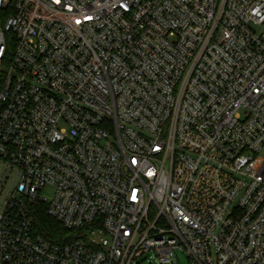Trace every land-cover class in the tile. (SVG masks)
Masks as SVG:
<instances>
[{
	"label": "built area",
	"instance_id": "built-area-1",
	"mask_svg": "<svg viewBox=\"0 0 264 264\" xmlns=\"http://www.w3.org/2000/svg\"><path fill=\"white\" fill-rule=\"evenodd\" d=\"M263 148L264 0H0V264H264Z\"/></svg>",
	"mask_w": 264,
	"mask_h": 264
},
{
	"label": "trees",
	"instance_id": "trees-1",
	"mask_svg": "<svg viewBox=\"0 0 264 264\" xmlns=\"http://www.w3.org/2000/svg\"><path fill=\"white\" fill-rule=\"evenodd\" d=\"M35 226L40 236L54 244H65L78 236V232L63 228L49 217L45 209L40 206L37 207L35 212Z\"/></svg>",
	"mask_w": 264,
	"mask_h": 264
},
{
	"label": "rangeland",
	"instance_id": "rangeland-1",
	"mask_svg": "<svg viewBox=\"0 0 264 264\" xmlns=\"http://www.w3.org/2000/svg\"><path fill=\"white\" fill-rule=\"evenodd\" d=\"M262 152L264 153V148L262 150ZM260 157H258L256 159V161L259 160ZM43 194V197H45L46 199L50 200L51 197H52V190L50 188H46L44 189V191L42 192ZM174 256H176V259H175V263L174 264H195L192 260H189L188 256L180 249H177L174 251L173 253ZM137 264V263H136ZM138 264H157L153 261H142L140 260L138 262Z\"/></svg>",
	"mask_w": 264,
	"mask_h": 264
},
{
	"label": "snow or ice",
	"instance_id": "snow-or-ice-1",
	"mask_svg": "<svg viewBox=\"0 0 264 264\" xmlns=\"http://www.w3.org/2000/svg\"><path fill=\"white\" fill-rule=\"evenodd\" d=\"M57 3H60V0H56ZM77 23H80V21L78 20Z\"/></svg>",
	"mask_w": 264,
	"mask_h": 264
}]
</instances>
